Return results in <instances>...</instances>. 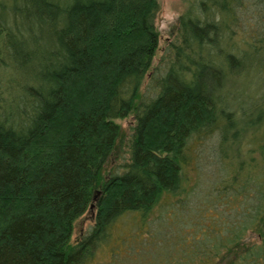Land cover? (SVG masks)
Segmentation results:
<instances>
[{"label": "trees", "instance_id": "obj_1", "mask_svg": "<svg viewBox=\"0 0 264 264\" xmlns=\"http://www.w3.org/2000/svg\"><path fill=\"white\" fill-rule=\"evenodd\" d=\"M157 9V0H0V55L29 63L26 81L0 76V264H91L104 247V264H131V250L140 264L133 232L182 200L207 246L190 240L171 264H264L244 240L248 228L264 242V89L234 90L243 102L223 87L264 52V21L245 28L250 15L264 19V0H186L152 65ZM128 113L127 157L106 168L120 145L113 119ZM212 133L223 170L202 205L187 167L192 141ZM238 187L260 194L249 210L237 206ZM90 202L91 224L70 240ZM120 220L134 228L114 246Z\"/></svg>", "mask_w": 264, "mask_h": 264}, {"label": "rangeland", "instance_id": "obj_2", "mask_svg": "<svg viewBox=\"0 0 264 264\" xmlns=\"http://www.w3.org/2000/svg\"><path fill=\"white\" fill-rule=\"evenodd\" d=\"M157 3L158 9L154 15L153 21L155 28L158 30V39L156 50L154 51V55L151 58L152 65L155 63L157 56L161 52L167 40L170 39L169 36L171 33H169V31L173 26L176 16L185 8L186 0H157ZM262 21H264V19H262L260 15H250L246 19L245 28L248 26L250 29L254 27L256 28L258 27V23H261ZM237 30L239 31V28H237ZM12 39L19 40L18 38H11L10 40ZM24 47H30V41L27 38L25 39ZM250 56L253 64L252 67L250 66L249 69L245 71L248 74L231 75L227 78V81L223 85V87L225 86L224 88L231 91L232 94H234V90L240 88L249 89L251 94H253V92L259 88L264 89V52L251 53ZM0 59H2L3 62L9 63V67L0 66V76L3 79H6L7 77H18V79L21 81L27 80L28 74L25 71V67L27 68L29 65L28 62H26L23 66H17L15 63V60H17L15 55L10 49L7 48L3 49ZM148 83L149 79L146 72L138 86V92L142 98L145 97L150 91V89L147 88ZM241 98L236 96L235 99L236 101L241 100L244 102L245 99ZM113 120L117 122L120 127V145L110 153L105 164L106 168H110L111 166L118 168L120 163L127 157L126 145L128 137L131 133L130 125L133 123L132 113H128L123 117L114 118ZM192 142L193 143L190 146L192 156L189 161L192 160L191 162L193 163V171L189 170L191 165L188 164V175L190 177H192V175L196 176V184L197 188L199 189L197 197L199 201L203 202L202 205H205L204 201L207 200L206 197H210L207 192L210 189L216 190L212 185L215 181V177L220 175L223 170L217 149V137L215 133H212L198 140H193ZM246 145L247 144H243L242 147L245 148L247 147ZM243 150L244 149H242V151ZM195 168L197 169V173ZM241 188L242 187H238L240 195L237 196L238 198L240 197V199L239 202H237V206L240 207L245 205L246 210H249L251 204L258 202V195L260 194L255 190L245 193L244 189L242 190ZM226 196L227 198H233L231 196V189H226ZM168 207L169 208H166L167 211L160 210L154 216L150 217L147 220L145 226L138 230V234H134L135 231L133 232L132 230L134 227L130 226L127 221H118L117 224L120 228L119 231L123 230L125 233L121 234L124 235L122 236V239L116 237L111 243L116 246L118 245L119 241H123L121 245L125 246L128 244V241L131 238L130 234L133 232L138 251H140L141 255L143 256V261L140 264H171L170 260H168V257H180V259H184L179 247L186 246V243L193 239L194 245L196 242H198L199 238V247L207 246L205 243V236L207 239L208 236L205 231L199 230V228H202L199 226V224L198 226L192 224L193 216L196 214L192 205H190L188 201L182 200L176 202L173 205H168ZM245 207L242 209L244 210ZM169 214L177 215L178 219H172L171 221L167 222V217L165 215ZM91 215L92 210L90 207V210L84 211L74 220L70 240H73L77 235H79L81 232H84L85 229L88 228V226L91 224ZM191 235L192 239H190ZM244 236L246 243L254 244V248L256 250L260 248V252L264 253V242H262L261 236H258L254 231H250L248 228L246 229ZM143 249L144 251H142ZM109 252L108 248L105 247L101 249H95L92 258L90 259L91 262H89L91 264H104V260L107 259L106 254ZM136 253L137 251L133 252L131 250V258L124 255V257L128 259L127 263L131 261V264L133 262L134 264H138L137 260L140 257L137 256ZM213 264L225 263L222 260H216L213 262Z\"/></svg>", "mask_w": 264, "mask_h": 264}, {"label": "water", "instance_id": "obj_3", "mask_svg": "<svg viewBox=\"0 0 264 264\" xmlns=\"http://www.w3.org/2000/svg\"><path fill=\"white\" fill-rule=\"evenodd\" d=\"M99 192V189H94L91 195V200H93L96 196V194ZM92 206V202L89 203L88 208Z\"/></svg>", "mask_w": 264, "mask_h": 264}]
</instances>
